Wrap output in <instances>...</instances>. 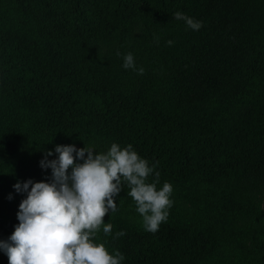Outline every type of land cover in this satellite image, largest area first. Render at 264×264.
<instances>
[{"label":"trees","instance_id":"16d2710c","mask_svg":"<svg viewBox=\"0 0 264 264\" xmlns=\"http://www.w3.org/2000/svg\"><path fill=\"white\" fill-rule=\"evenodd\" d=\"M112 143L173 187L151 233L122 186L96 239L121 264H264V0H0V240L46 151Z\"/></svg>","mask_w":264,"mask_h":264},{"label":"clouds","instance_id":"9594fccd","mask_svg":"<svg viewBox=\"0 0 264 264\" xmlns=\"http://www.w3.org/2000/svg\"><path fill=\"white\" fill-rule=\"evenodd\" d=\"M174 18L193 31L202 27L201 21L179 11ZM122 67L140 75L144 72L136 67L130 52L124 55ZM54 152L55 159L48 160L53 151H46L39 162L41 169H51L49 182L29 179L13 185L17 193H26V198L19 204V223L13 233L6 241L0 240L8 264H121L123 254L118 250L110 254L96 239L101 229L105 236L111 235L113 225L105 223L104 217L118 210L115 200L123 185L129 189L127 195L145 231L155 233L167 221L173 187L164 182L157 188L160 174L154 172L156 165L150 166L131 144L121 147L112 143L99 153L94 146L56 145ZM124 235L119 231L115 237Z\"/></svg>","mask_w":264,"mask_h":264}]
</instances>
